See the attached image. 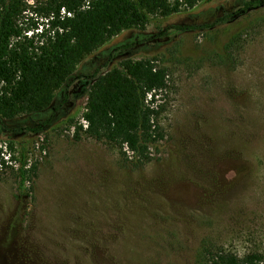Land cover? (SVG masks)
<instances>
[{"label": "rangeland", "instance_id": "374dc122", "mask_svg": "<svg viewBox=\"0 0 264 264\" xmlns=\"http://www.w3.org/2000/svg\"><path fill=\"white\" fill-rule=\"evenodd\" d=\"M141 59L166 70L153 103L162 138L148 164L129 170L118 150L75 141L68 122L82 123L96 76ZM68 81L65 102L61 88L45 112L0 123V264H195L203 241L264 255V0H199L149 16ZM20 160L36 168L23 190Z\"/></svg>", "mask_w": 264, "mask_h": 264}, {"label": "trees", "instance_id": "16d2710c", "mask_svg": "<svg viewBox=\"0 0 264 264\" xmlns=\"http://www.w3.org/2000/svg\"><path fill=\"white\" fill-rule=\"evenodd\" d=\"M199 0H0V123L45 112L81 60L122 30L141 28L149 16L168 17ZM259 2H247L250 7ZM183 31L193 27H175ZM232 41L225 45L230 52ZM166 70L153 60H125L95 77L82 123L69 121L74 140L89 138L119 151L120 168L138 170L151 161L162 135L154 96L166 87ZM34 128H19L31 133ZM0 148V170L6 167ZM35 166L19 161L18 189L32 185ZM195 264H264V255L242 256L201 242Z\"/></svg>", "mask_w": 264, "mask_h": 264}]
</instances>
